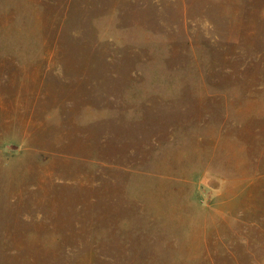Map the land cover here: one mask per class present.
Returning <instances> with one entry per match:
<instances>
[{
    "label": "rangeland",
    "instance_id": "1",
    "mask_svg": "<svg viewBox=\"0 0 264 264\" xmlns=\"http://www.w3.org/2000/svg\"><path fill=\"white\" fill-rule=\"evenodd\" d=\"M0 264H264V0H0Z\"/></svg>",
    "mask_w": 264,
    "mask_h": 264
}]
</instances>
